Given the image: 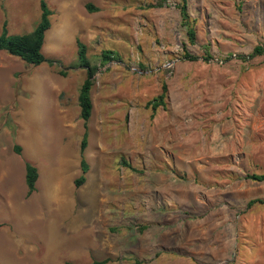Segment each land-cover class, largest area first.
Returning <instances> with one entry per match:
<instances>
[{"label": "rangeland", "instance_id": "obj_1", "mask_svg": "<svg viewBox=\"0 0 264 264\" xmlns=\"http://www.w3.org/2000/svg\"><path fill=\"white\" fill-rule=\"evenodd\" d=\"M41 1L0 0V33ZM45 1L55 63L0 51V264H264V0H188L195 44L182 0ZM78 39L98 67L80 187Z\"/></svg>", "mask_w": 264, "mask_h": 264}, {"label": "trees", "instance_id": "obj_2", "mask_svg": "<svg viewBox=\"0 0 264 264\" xmlns=\"http://www.w3.org/2000/svg\"><path fill=\"white\" fill-rule=\"evenodd\" d=\"M162 5V4H160ZM87 10L90 12L98 11L93 4H87ZM41 16L40 20L35 26V28L26 34H12L9 32L7 22L3 24L2 32L0 33V51H4L14 57L21 59L28 65L40 66L44 63H49L53 65L55 63L54 60L48 59L43 50L46 42L47 32L50 30L51 16L53 15V11L46 3L45 0L40 2ZM182 24L187 29V36L189 42L191 44H195L196 42V29H195V20L192 19L189 12V2L188 0H182L179 5ZM78 46V60L79 66L86 69L87 76L85 81L83 82L78 96V103L80 107V118L84 122V136L81 143V176L75 180V185L80 187L86 181V175L89 172V164L86 161L84 156V152L87 147L88 137H89V120L92 116L93 110V102L91 92L95 85L96 74L98 73V67L92 65L87 56V46L81 42L79 39L77 40ZM186 49V48H185ZM115 52L111 50H105L102 52V63L106 64L107 62L115 59ZM185 59L187 60H197V57L190 55L185 51ZM251 56H264V48L262 46H256L253 50ZM245 59V57H242ZM61 75L66 76L67 72L61 70L59 72ZM166 99V86H163V92L155 98L153 101L149 102L148 105L152 106V109L156 111L160 106L165 105ZM16 153L20 154L21 149L18 146H15ZM131 167V166H128ZM26 184L28 188V193L31 195L36 190L37 181L39 179V171L38 168L32 164L31 162H26ZM246 178L257 181L264 182V174H249ZM256 203L264 204V199H255L249 202V206H252ZM108 260L103 261H93L90 264H108Z\"/></svg>", "mask_w": 264, "mask_h": 264}, {"label": "built area", "instance_id": "obj_3", "mask_svg": "<svg viewBox=\"0 0 264 264\" xmlns=\"http://www.w3.org/2000/svg\"><path fill=\"white\" fill-rule=\"evenodd\" d=\"M164 67H165V68H171V67H172V64L167 63V64L164 65Z\"/></svg>", "mask_w": 264, "mask_h": 264}]
</instances>
